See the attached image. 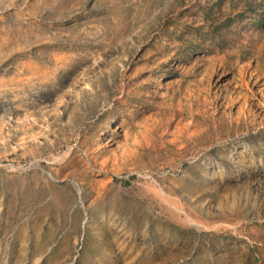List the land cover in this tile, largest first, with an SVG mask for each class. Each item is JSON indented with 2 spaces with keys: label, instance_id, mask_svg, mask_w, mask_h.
Listing matches in <instances>:
<instances>
[{
  "label": "rangeland",
  "instance_id": "374dc122",
  "mask_svg": "<svg viewBox=\"0 0 264 264\" xmlns=\"http://www.w3.org/2000/svg\"><path fill=\"white\" fill-rule=\"evenodd\" d=\"M0 264H264V0H0Z\"/></svg>",
  "mask_w": 264,
  "mask_h": 264
}]
</instances>
